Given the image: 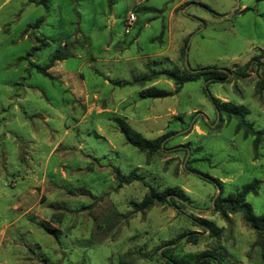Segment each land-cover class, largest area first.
Listing matches in <instances>:
<instances>
[{
	"label": "rangeland",
	"instance_id": "obj_1",
	"mask_svg": "<svg viewBox=\"0 0 264 264\" xmlns=\"http://www.w3.org/2000/svg\"><path fill=\"white\" fill-rule=\"evenodd\" d=\"M54 54L65 59L51 78L32 67ZM260 56L264 0H0V264H166L156 255L165 248L264 264V231L238 213L222 218L219 190L191 171L217 179L222 196L262 181L246 202L264 213V144L254 153L209 99L244 107L264 130V66L251 61ZM213 66L228 79L175 91L151 76ZM150 87L171 96L140 99ZM113 118L147 140L165 137L163 149L138 152ZM115 170L138 179L118 186ZM149 186L186 200L137 211Z\"/></svg>",
	"mask_w": 264,
	"mask_h": 264
},
{
	"label": "trees",
	"instance_id": "obj_2",
	"mask_svg": "<svg viewBox=\"0 0 264 264\" xmlns=\"http://www.w3.org/2000/svg\"><path fill=\"white\" fill-rule=\"evenodd\" d=\"M109 6L112 5V0H108ZM41 21L38 20L37 23ZM65 56L54 54L52 55L48 62L40 67L37 65L32 66L37 73L44 77L51 78L47 70L51 68L54 63L62 61ZM253 62L257 66H264V57L252 58ZM250 61V62H251ZM248 62L244 68L248 67L250 64ZM231 74V70H224L217 67H206L197 68L193 70L180 71L177 68L172 70H159L152 73V77L155 75L164 76L167 80H170L175 85V91L189 82L203 81L206 85L211 83H221L228 79ZM151 78L148 76H143L138 79V82L149 81ZM127 84L126 82L124 83ZM205 91H207L205 89ZM171 96L170 92L159 90L154 87H150L141 90L138 94L140 99H161ZM209 99L213 105V108L217 115L220 117H225L228 121H235V131L241 132L244 139H251V146L254 153L261 144H264V130H254L248 122L245 121L244 117L246 115L245 108L242 106H237L229 102H221L216 98L209 96ZM221 120V119H220ZM112 122L115 124L118 132L122 135L125 143L140 153H145L151 155L153 153L159 152L163 149L162 141L165 137H160L154 140L145 139L140 133L136 132L124 119L113 118ZM192 172L201 175V177L213 184L219 190L218 196L212 202L213 209L222 218L226 219L228 214H240L244 224L256 234H260L264 231V213L260 215H255L253 210L246 202V197L248 195H256L262 181L258 179H253L250 182L242 185L236 192L222 196V184L215 178H211L206 174H202L197 170L192 169ZM114 178L117 181V185L129 184L138 178L136 175H129L127 177L121 176L120 173L115 170ZM183 194L175 189L168 188L163 192L156 191L153 187H148V192L143 197L139 204H132L133 208L137 211H143L150 208L154 203L166 204L173 207H178L185 201ZM38 226L47 234L56 237L57 230L52 228L46 223H39ZM187 237L186 241L192 244L197 242V235L195 233L183 234L181 237ZM156 255L164 260L166 264H220L217 258L211 252H202L200 254H188L184 257H177L171 254V249L165 248L161 254ZM120 264H135L129 261L121 259Z\"/></svg>",
	"mask_w": 264,
	"mask_h": 264
},
{
	"label": "built area",
	"instance_id": "obj_3",
	"mask_svg": "<svg viewBox=\"0 0 264 264\" xmlns=\"http://www.w3.org/2000/svg\"><path fill=\"white\" fill-rule=\"evenodd\" d=\"M129 20H131V19H129Z\"/></svg>",
	"mask_w": 264,
	"mask_h": 264
}]
</instances>
